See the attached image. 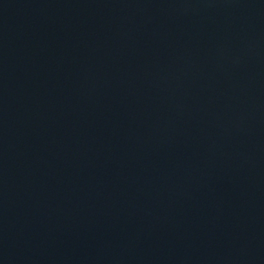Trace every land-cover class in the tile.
Instances as JSON below:
<instances>
[{
  "label": "water",
  "instance_id": "obj_1",
  "mask_svg": "<svg viewBox=\"0 0 264 264\" xmlns=\"http://www.w3.org/2000/svg\"><path fill=\"white\" fill-rule=\"evenodd\" d=\"M0 264H264V0H0Z\"/></svg>",
  "mask_w": 264,
  "mask_h": 264
}]
</instances>
